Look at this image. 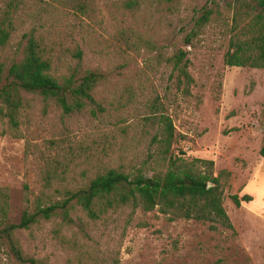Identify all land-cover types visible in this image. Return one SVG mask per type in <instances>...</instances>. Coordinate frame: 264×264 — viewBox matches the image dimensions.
<instances>
[{
  "label": "rangeland",
  "instance_id": "374dc122",
  "mask_svg": "<svg viewBox=\"0 0 264 264\" xmlns=\"http://www.w3.org/2000/svg\"><path fill=\"white\" fill-rule=\"evenodd\" d=\"M128 1L0 0V20L10 9L15 26L0 50L2 59L21 56L22 33L37 27L59 44L61 56L69 59L66 49L78 46L82 66L107 75L95 94L101 112L63 115L53 103L24 94L19 128L10 132L0 121L6 219L18 222L42 191L50 195L54 187L79 188L106 168L128 172L143 160L151 163L157 147L151 136L158 125L145 118L156 107L172 120V153L187 161L211 159L214 175L230 172L222 204L233 229L170 221L156 210L124 207L96 220L72 212L70 225L57 216L39 220L17 230L15 238L40 264H264V223L229 197L242 196L251 157L264 134V68L223 62L240 3L134 0L135 6L128 7ZM204 6L212 8L209 22L191 44H184ZM177 48L187 51L191 81L186 85L177 81L178 71L167 61ZM263 174L264 168L258 178ZM253 185L248 186L252 194ZM0 264H18L2 240Z\"/></svg>",
  "mask_w": 264,
  "mask_h": 264
},
{
  "label": "trees",
  "instance_id": "16d2710c",
  "mask_svg": "<svg viewBox=\"0 0 264 264\" xmlns=\"http://www.w3.org/2000/svg\"><path fill=\"white\" fill-rule=\"evenodd\" d=\"M237 2L241 7L232 15L223 62L229 67L264 68V0ZM135 4L134 0L127 3L128 7ZM211 13L212 8L207 6L199 10L191 29L183 37L184 44H191L201 33ZM13 19V12L8 9L0 20V50L8 44L15 30ZM19 45L21 56L18 58L6 61L0 56V121L10 132L16 131L21 124L24 94H33L53 103L63 115L86 109L93 115L103 111L95 94L97 86L107 79V75L99 68H84L83 51L78 46L66 49L67 59L61 56L57 48L59 44L37 27L23 32ZM169 56L167 61L178 71L177 81L189 84L187 51L177 48ZM149 117L145 120H151V123L154 120L158 125L151 136V143H156L157 147L149 164L143 160L128 172L115 167L106 168L79 188L54 187L52 192L57 193V197L42 191L36 197L32 211L24 210L16 223L7 221V196L0 191V240L18 264H40V261L22 251L14 236L17 230L28 229L39 220L55 216L62 224L70 225L73 223L71 213L77 211L96 220L124 207L131 208V212L136 209L142 212L156 210L170 221L195 220L209 222L211 229H216L217 225L233 229L222 204L230 172L222 170L214 175L211 159L187 161L172 153L174 126L170 116L155 107ZM258 153L264 159V134ZM229 197L236 207L240 201L252 199L249 194Z\"/></svg>",
  "mask_w": 264,
  "mask_h": 264
},
{
  "label": "crops",
  "instance_id": "0c3cea01",
  "mask_svg": "<svg viewBox=\"0 0 264 264\" xmlns=\"http://www.w3.org/2000/svg\"><path fill=\"white\" fill-rule=\"evenodd\" d=\"M259 149L260 146L257 148L255 154L251 157L250 164L253 168L249 171V178H247L242 189V196L244 194H249L252 196V199L248 202L240 201V203L246 205L244 207L248 213L256 217L261 223H264V174L262 175V177L258 178L259 172L264 168V159L259 155ZM254 164L256 166H254ZM251 182H254L253 186L255 189V193L253 194L248 190V186ZM251 202L254 203L255 206H250Z\"/></svg>",
  "mask_w": 264,
  "mask_h": 264
}]
</instances>
